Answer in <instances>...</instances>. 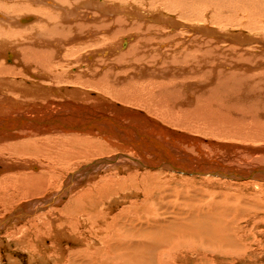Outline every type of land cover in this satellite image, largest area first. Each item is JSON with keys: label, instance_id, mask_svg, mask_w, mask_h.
Segmentation results:
<instances>
[{"label": "rangeland", "instance_id": "obj_1", "mask_svg": "<svg viewBox=\"0 0 264 264\" xmlns=\"http://www.w3.org/2000/svg\"><path fill=\"white\" fill-rule=\"evenodd\" d=\"M6 1L7 2L4 1V4L7 5L8 8H6L5 10H7L10 15H15L14 14L15 10L23 8V6L25 4V3H22L21 0H6ZM75 1L76 0H73V2H75ZM187 1L192 2L194 0H192V1L191 0H186V1L185 0H98V2H97V0H95L96 3L93 4L94 6H89L88 4H86V5L84 4V6H80L79 5L80 2L76 1V5H77V7H79V11H78L79 14L77 17L78 19L80 18V15L82 14V12H84V10H87L89 13H91L92 16L97 17L96 20H93V22H91V25H93V26H90L91 29L81 28L78 31V33L80 35L81 34L82 35L88 34L89 36L90 35L92 36L91 41L94 39V40H96L95 43L98 41H102V42H106L108 44H109V42L113 43L117 39H121L122 36H123L122 37L123 41L126 40L128 37L129 38L127 40H131L132 38H134V39H132V41H129V43H130L129 46H130V48H132L135 45L136 48L134 50H136V51H134V54L132 53V55L129 56L126 60L121 59L119 57L122 50H121L120 54L115 52L117 54H114L113 55L114 57L110 58L109 60L105 59V61L107 63L105 62L106 65H104V67H102V65H101V67L98 66V61L103 59V58H99V57H95L94 62L90 63L91 65H89L88 63H83L85 61L81 62L79 59L77 60V57H76V58H69L67 60L65 59L68 64L62 63L63 67L60 66L59 69H57L58 67H56L55 65H53V66L55 67L56 71L60 74V76L63 78V80L64 79L66 80L68 78L70 79V77H72L71 74L74 76L79 71H80L79 74L83 73V72H87L89 74H95L96 73L95 78L102 76L104 78L103 81H105L104 83L107 85L103 84L102 87L99 88V91H103V90L104 91L103 92L98 91V95H100L99 93H101V96L108 99L109 102L111 103V99L115 98V97H113V98L110 97L113 94V95H115V96H117L123 100L122 101L121 99L115 98V99H117L116 102H118V101H119V103L123 102L122 105H125L126 108H128L132 111H135V112L139 111L140 113H144L147 116V118H150L152 121H154L155 123H157L160 126L162 125L165 128H171V131L174 133L180 132V133H185L186 135L190 136V137H187V139H190V140H188V142L189 141L190 142H189V145L185 144L186 149L187 150H194V152H195L196 148L200 147L201 149L207 150V151H204V150L203 151H204V153H206L205 159L208 162L211 161V162L215 163V161H218L219 163H217V164H222L226 167H227V165L231 166V164H232L233 167L235 165L234 168L237 167L236 170H238L239 167L243 170H245L246 168L255 169L256 166H257V168H259L260 166L264 168V163H262V162H264V152L260 151V148H264V108H263L264 107V88H263L264 87V66H262V65H264V55H263L264 54V39H263L264 36H262V35H264V26H261V25H264V22H263L264 19H261L259 17L260 15H262L261 17L264 18V12H263L264 9L262 7V6H264V0H252V1L251 0H241V2L245 1L248 3H250V1H251V3L249 5H246V3H245L244 4L245 6H243L244 8L241 7L242 9L239 7L242 5L237 0H235L236 3H234V2L231 3V0H220L221 4H223V5L219 4L218 6H223V8L218 7V9H217V7H216L217 5L215 3H213L215 5L208 4L206 0H195L194 3L188 2V4H187ZM8 2H11V3H8ZM82 2L84 3V1H82ZM203 2H205V3H203ZM105 3L119 4L122 7L124 6L129 13H132L133 15H135V17L132 19L134 21V23L132 20H129L130 17L126 18L128 21L126 20V22H123V23H122V21L123 20L125 21V19H121L120 21L116 20L117 22L115 21V19L112 20V18H115L116 16H113L111 14H104L103 12H101V10L99 11L101 5H103ZM242 3H244V2H242ZM252 3H254V4H252ZM235 5H237V7L241 10L236 9V11H235L234 7L237 8ZM255 5L257 8H255ZM224 6H228V7H224ZM248 7H249V9H248ZM96 8H98V9H96ZM157 8H159V9H157ZM246 8L251 12V14H250L251 16L249 15L250 12ZM259 8H261L262 10L260 11ZM2 10L3 9H1V11ZM129 10H131V12ZM243 10H245L248 13H246L245 11L243 12ZM255 10H257V11H255ZM11 11H13V12H11ZM118 11L120 12L119 15L127 14L125 11H120V10H118ZM163 13H165L167 16L164 17L162 24L170 23V25L169 26L163 25L165 28L162 27L163 30H161V33H162L161 34L159 31V29H161V27H159V28L154 27L155 28L154 29L152 27L153 25H150V24H158L159 21L161 20V19H158V17H160L161 14H163ZM256 13H257V15H256ZM138 14L139 15L141 14V16H138ZM154 14H156V15H154ZM258 14H259V16H258ZM144 15L147 19L148 18L149 19L148 20L143 19ZM54 16H55V19H59L58 15H54ZM102 16H103V19H102ZM108 16H110V17H108ZM252 16H254V18ZM104 17H107V18L104 20ZM151 17H152V19H151ZM256 17L259 19H257ZM77 18L72 17V19H70V20L73 21V23H75L78 20ZM38 19H35V20H38ZM248 19L252 20V21H248ZM97 20L99 22H97ZM138 20H140V21L145 20V22L147 21L148 23L146 22V24H145L142 21L140 23V21H138ZM103 21H105V22H103ZM130 21H132L131 23H133V24H131ZM137 21L139 23H137ZM157 21H158V23H157ZM165 22H167V23H165ZM254 22H256V25L254 24ZM76 23L78 24V22H76ZM135 23H137L138 26H135L136 25ZM257 23H259L261 25L258 26ZM201 24H202V26H201ZM142 26H143V29L145 28L144 29L145 31L142 30ZM190 27L194 28V29L191 30ZM197 27L198 28L200 27L201 29H199V31H198ZM147 28H149V29H147ZM211 28H212V30H211ZM218 28H219V31H218ZM251 28H253L255 30H252ZM258 28H260V29H258ZM152 29H154V30H152ZM202 29H203V32H202V34H200ZM100 30H102V31H100ZM106 30H107V32L104 33V31H106ZM137 30H139V31H137ZM155 30H157V31H155ZM174 30H176V31H174ZM258 30H260V31H258ZM148 31H149V33H148ZM188 31H190V32H188ZM249 31H250V33H249ZM82 32H84V33H82ZM89 32H91V33L89 34ZM143 32H145L146 34ZM171 32H173V34H170ZM209 32H210V34H209ZM215 32L219 36H221V35L222 36L219 38V36L216 35ZM151 33L153 35L154 34L155 35L153 36ZM196 33H198V34L196 35ZM224 33H226V34H224ZM227 34L229 36H227ZM233 34H235V35H233ZM240 34L241 35L243 34L242 37L240 36ZM70 35H72V34H70ZM156 35H158V36H156ZM176 35L178 37L180 36L179 39ZM207 35H209V36L211 35L213 37L208 38L209 36H207ZM214 35H216V37L218 39L216 37H215V39H217L218 41L215 39H211V38H214ZM142 36H144V38L140 39V37H142ZM232 36H235V37L231 38ZM246 36L248 38H246ZM86 37L88 38V36L85 35L84 37H82L80 39H83ZM198 37H200V38L198 39ZM225 37H227V38H225ZM155 38H157V39H155ZM202 38H204L205 41ZM229 38L235 39L236 43L235 42L231 43L232 40H230ZM241 38L243 39L242 43H241V40H242ZM159 39H161V40H159ZM182 39H184L185 41ZM150 40H151V42H150ZM167 40H169V44H168ZM170 40H172V41H170ZM191 40H193V41L191 42ZM219 40L222 42H220L218 44ZM244 40H245V42H244ZM253 40H255L256 42H254ZM199 41H201L202 43L200 42L201 43L200 44ZM214 41H216V42H214ZM78 42H80V41H78ZM83 42H85V41H83ZM121 42H122V40H121ZM170 42H174V43L170 44ZM184 42H185V45H184L185 47L183 46ZM187 42L189 44L188 46H187ZM95 43L92 46L93 49H97V47H98L95 45ZM162 43H164V44H162ZM207 43H209L210 45ZM243 43H245V44L243 45ZM155 44H157V46L164 45L165 47L162 46L163 48H160V46L157 47ZM235 44H238V45H235ZM201 45L207 47L208 49L201 46ZM241 45H243V46H241ZM255 45H257V46H255ZM145 46H147V48ZM148 46H150V47H148ZM166 46H168V47H166ZM217 46H219V47H217ZM239 46L241 48H239ZM259 46H261V47H259ZM174 47H175V49H180V47L182 49L175 50ZM168 48H171V49H169L168 52H173V50H174V53H172V54L168 53L166 51V50H168ZM200 48H202L203 50ZM159 49H161V50H159ZM209 49H212V51L214 53H215L214 50H216V53L214 54ZM218 49H220V50H218ZM207 50H209L208 54L206 53ZM236 50H237V52H236ZM254 50L256 53H254ZM138 52H140V53H138ZM145 52H147V53L144 54ZM151 52H152V54H149ZM200 52H202V53L200 54ZM219 52L221 54H218ZM160 53L162 55H164L165 57H163ZM212 53L214 55H211ZM257 53H259V55H257ZM205 54H207V55H205ZM260 54L263 56H261ZM133 55L136 58H134ZM200 55H202L200 58L203 61L200 60V58H198ZM250 56H252V57H250ZM260 56L262 58H260ZM131 57H133V58H131ZM166 57H169V61H167L168 58H167V60L165 59ZM170 57H171V59H170ZM205 57H207V59H205ZM155 58H158V59H155ZM160 58H163V60L162 59L160 60ZM176 58H178L180 60H181V58H183L184 60L180 61ZM222 58H223V60H222ZM253 58H255V59H253ZM209 59H211V60H209ZM164 60L166 61V63ZM160 61H162V62H160ZM204 61H205V63H204ZM208 61H210V62H208ZM214 61H215V63H214ZM217 61H219V62H217ZM131 62H132V64H131ZM147 62H150V63H147ZM159 62H160V64H158ZM170 62L173 63V65L175 64L174 67L172 66V64ZM178 62H179V64H178ZM206 62H208V64H206ZM221 62H223V63L221 64ZM233 62H237V63H233ZM199 63L204 64L205 66H210L213 69L210 68L211 69L210 70L209 67H207V68L204 67L205 70H203L204 69V68L202 69L203 65L201 67V65ZM72 64H74V65H72ZM101 64H102V62H101ZM162 64H163V66H162ZM213 64H215V65H213ZM219 64L221 65L220 69H218ZM64 65H67V66H64ZM114 65L116 66V69H115ZM240 65L241 66L243 65V66L239 67ZM91 66H93V68H91ZM237 66H238V68H237ZM246 66H248V67H246ZM222 67H223V69H222ZM226 67H229V68H226ZM255 67L260 69V70H256ZM81 68H83V70ZM97 68H99V69H97ZM137 68H139V69H137ZM140 68H142L143 70H141ZM154 68H155V70H154ZM185 68H187V69H185ZM199 68L202 70H200ZM214 68H216L217 70H215ZM101 69L102 70L104 69V70L102 71ZM156 69L157 70L158 69H167L165 71H167L168 73L169 72L171 73V71H172L173 74L171 73V75H165L163 72L162 73L160 72L158 75ZM168 69H170V70L168 71ZM206 69H208V71ZM71 70H73V71H71ZM139 70H141L143 73ZM214 70L220 74L222 72V74L224 76H222V77L218 76L219 77L218 79L214 78V80H215V86L213 87L214 89L213 88L210 89V92L206 94L205 98H203V96L201 95L202 94L201 92H199V94L197 93V96L199 95L202 97L203 102H202L201 98L199 97V99L198 98L196 99L197 101L192 99V101H188V103L186 104L185 102L181 101V98L178 99L176 97L175 98L176 100L170 99L168 101V99H166V98H168L167 95L166 96L159 95L160 91H158V90L161 89V88H159L160 85H164L165 82L168 85H170V83H168V82H171V83L175 82L176 80H174V78H173L174 75H177V77H179V75H180V77H181L182 74H185V77H186L189 74V76L191 75L193 78H196V75L199 72L204 71L203 74H208L210 72L213 73ZM93 71L94 72L97 71V72L94 73ZM154 71H155V73H154ZM224 71H226V72H224ZM254 71H256V72H254ZM68 72L71 74H69ZM72 72H74V73H72ZM91 72H93V73H91ZM99 72H101V74ZM128 72H130V73H128ZM181 72H184V73H181ZM178 73H179V75H178ZM122 74H123V76H121ZM149 74H150V76L147 77L146 75H149ZM163 74H164V76H162ZM237 74H239V75H237ZM142 76H146V77H144L146 79H144ZM182 76H184V75H182ZM225 76L228 77V79L224 78ZM237 76H238V78H237ZM239 76H242L247 80L248 84H247L246 88H245V85L243 83L240 84V82H241L240 79L242 77H239ZM18 77H20V76H14V80H19L20 78H22V76L20 78H18ZM116 77H117V79H115ZM161 78H162V80H160ZM260 78H261V80H260ZM74 79H75V76H74ZM78 79H81V78H78ZM119 79H121V81ZM122 79H124V83L126 85L123 83ZM142 79H144V80H142ZM115 80L120 81L121 83L117 85ZM131 80L132 81L134 80L132 82V84H131ZM228 80H229V82H228ZM230 81H232V82H230ZM128 82H130V83H128ZM238 82H239V84H238ZM135 83H137V84H135ZM229 83H231V84H229ZM8 84H13V83L11 81H8ZM115 84H116V86H115ZM130 84L132 86H130ZM155 84L158 87H156ZM227 84H229V87ZM236 85H239V86L236 87ZM119 86H120V88H119ZM126 86H127V88H126ZM138 86H140L139 89H138ZM149 86H151V87H149ZM218 86H222V88L217 89L216 87H218ZM112 87H114V88H112ZM231 87H235L237 89V94H238L237 97H234L232 99L233 101H231V99H228L227 101H223V100H220L216 96L215 93H217V91H223V90H225V88H227L226 91L228 93L229 92L228 88H231ZM253 88H256V89H253ZM94 89H97V88L95 87ZM94 89H92V91ZM245 89H246V91H251L252 94H254V93L255 94L254 95H247V94L242 95V93L245 91ZM248 89H251V90H248ZM259 89H262V90L260 91ZM253 90H254V92H253ZM114 91H116V92H114ZM136 91H138V92L136 93ZM143 91L146 94V96H145V94H143ZM10 92L11 91L9 90V94L15 96V94L10 93ZM108 92H109V94H108ZM126 92H128L129 95ZM261 92H263V93H261ZM93 93L95 95L97 94V92H95V91ZM102 94H104V95H102ZM106 94H108L109 96L108 95L105 96ZM139 94H141V95H139ZM94 96H91V98H94ZM140 96H142V97H140ZM91 98H88V99H90L89 102H86V100L88 101V99L83 100L82 105H84V106L86 105L87 107L89 104L92 105L94 102H92ZM241 99H242V102H239V101H241ZM102 100H104V99H102ZM163 100H164L165 104L163 103ZM165 100H167V101H165ZM178 101H180V102H178ZM247 101H249V104H247L248 103ZM56 102L58 104L60 103V105L63 107H69L72 104H73L72 106H75L74 104H76L74 102H69L68 105L67 104L65 105L64 101H61V100H56ZM169 102H172V103L168 104ZM251 102H252V104H251ZM65 103H68V102H65ZM176 103H177V105H176ZM195 103H197V104H195ZM46 104H48V103H45L44 106ZM198 104H199V106H198ZM46 107H47V105L45 106V108ZM78 107H80V106H78ZM87 107H86V109H88ZM142 107H144V108H142ZM259 109H261V110H259ZM66 110H65L66 113H71V111H72L69 109H66ZM130 110H127V111L130 112ZM249 110H253L254 112L250 113L252 111H249ZM237 114H238V116H236ZM110 115H111V117L114 116L112 118L113 122L119 121V122L125 123L127 125H130V124L134 125L138 121L134 117L131 118L125 114L122 115L123 117L120 116L121 114L120 115L118 114L119 116L117 114H110ZM115 116H118V117L115 118ZM46 117H48V116H46ZM132 120H134V121H132ZM37 124H39V123L37 122ZM167 125H169V126H167ZM54 126L55 125L51 124L50 122L42 121L39 125L36 126V127L42 129L40 131L38 130L36 132V131H33V129H30L29 131H26V132L23 129L19 131V133L31 132V136H28L27 138L26 137L25 138L24 137H15L12 135H10V136H12L14 138H9V136L2 138V136H1L0 137V147L1 148L9 147V149L11 151L17 150V149H24V148L26 149L27 148L26 146L20 147L21 146L20 144L24 141L28 142L29 145L32 143L33 144L37 143V145H39L38 142H40V141H38V140H40V138H42V139L46 138L45 140H48L47 139L48 137H53L55 135H58L59 133H60V136H62V133L60 132V130H56L55 129L56 126L55 127ZM146 130L147 129H145V133L152 136V138H155L158 140H164L163 137H161L157 133L155 134L154 132H151V130H147V131ZM52 132H53V134H52ZM65 132H67V131H65ZM148 132H151V133H148ZM73 134L74 133H66L65 136H69V135H73ZM78 134L79 133H75L74 135H78ZM5 135H7V134H5ZM36 135H38L40 138L37 137ZM78 139H80V138H78ZM98 139H100V140L96 139L97 141L95 142L94 145H90V146L78 145V146H75L74 149H72L70 152H67L66 154L65 153L63 154V152L60 151L59 154L62 153V155L57 154L58 160L54 159L53 160L54 163L50 164L51 166H54L57 168V170L54 172H58V173L57 174L54 173V176H56V177H54V176L52 177L51 175H49L51 180H49L48 179L49 176H47L48 178H47L46 182H48V183H46L45 188L48 187V185L50 183L49 181H51V184H52V182H54V180H56L55 183L58 185H59V182L61 181L60 186H63L64 185L63 182L66 181L67 179H69L68 182L70 183L69 189H67V190L64 189V190H66L64 192L67 195V196H65L66 199H64L62 201L60 200L61 202L58 203L59 206L57 209L59 210V212L58 211H57V213L49 212V214H48L49 218H51V219L53 218V221L55 224L58 225L61 223V221H63V220H61V218H62L61 215L64 216L65 219L68 218V216L71 217V215H74L73 212H71L72 214L69 213L70 210L68 209V206H69V203L71 204L72 198L75 197L74 198L75 200H72L73 204L77 201V199H78L77 195H79L80 192L85 193L89 190V192L93 195L89 194L88 197H90V198L94 197L96 200V197H98L97 196L98 195L97 189H98L103 193L104 199L107 198L104 201L98 200L99 205H98L97 211L98 212L101 210L105 211V212H99V214H102V216L100 215V217H99L100 219L99 218H92V220H90L91 218H90L89 214L94 213V210L89 211L88 212L89 214L88 213L84 214V211L82 209L77 212L76 211V208L78 207V204H77L73 208L77 220H75L74 221L75 224L73 222L72 225H74L76 228H78V229H76V232H75L77 235L78 242H73V243L72 242L71 243L62 242L61 245L58 242L56 244L57 246L60 245L62 247H64V246L69 247V248H71L70 250H72L73 252H75V254H77L85 248L88 249L86 245L91 244V242L96 245L98 239L105 238L107 240V239H110V236L112 234H115L116 236L114 235L113 238L116 240H122L123 242H117V241L113 242L112 239H110L112 242V248L114 250L108 251V253H110L111 255H116V251H117V249H119L120 250L119 252L122 253V257H124V258L121 261L115 260L113 263H110V264H119V263L120 264H264V183L255 182L254 180H252L253 182L251 180H239V181H241V182H239L238 180L237 181L236 180L235 181L234 180H228L227 181V179L226 180L214 179V178L211 179L210 177H202L198 174H196V175H193V174L183 175V174H179V173L176 174L175 172H172V171H169L166 169L163 170V168H160V170L156 169L153 171L147 170V169H138V163H135V162H134L135 167H132V168H129L127 165H124V164L117 165L118 162H116V163L113 162L114 164L110 165V164H108V162H109L108 159H111L112 156L127 155V156L138 157V153L136 152L135 148L131 145L127 146V144H125V146L123 145V148H118V147L114 146V144L116 145V142L115 143L112 142L113 144H111V142H109L108 140H104V139L101 140L100 137H98ZM1 140H3V141H1ZM195 140H197V143L195 142ZM209 140H211V142ZM198 142H199V144H198ZM200 142H202L203 144ZM191 144L193 147L190 146ZM212 144H214V145H212ZM221 144H222V146H221ZM188 146H190V147H188ZM212 146H214V147H212ZM215 147H216V149H215ZM239 147H243V148L240 149ZM244 147H254L255 149L247 151ZM208 148H209V150H208ZM219 148H221V149L219 150ZM225 148H226L227 152H226ZM233 148H235V149H233ZM32 149L35 152H39L35 148H32ZM229 150H231V151H229ZM208 152L210 154H208ZM213 152L217 157L213 154ZM7 153H8V151L6 152V154H4V153L3 154L8 159V161H9L8 163L13 164V162H15L18 164L21 161L15 155H12V154L7 155ZM218 153L220 155H217ZM223 153H225L226 155ZM261 153H263V154H261ZM209 155L214 159H210ZM213 155L215 157H213ZM233 155H235L236 157H234ZM1 156H2V153H0V158H1ZM36 156L37 157H34V158H37L38 161L41 162V164L43 163L42 167L44 165L45 166L48 165L49 164L48 161H52V160H48V161L44 160L42 154H40V153H36ZM225 156H227V157H225ZM20 159H22V158H20ZM102 159H105V160L102 162L101 161ZM27 160H29V159H27ZM21 162L24 163L25 161H21ZM211 162H209V163H211ZM255 162H257V163L253 166V163H255ZM3 164H7V163L2 161L0 163V166ZM32 164H34V163H31V165ZM106 164H108V165H106ZM141 164H143V163H141ZM45 166H44V169L51 172L49 167L46 166L47 168H45ZM87 166H89V167H87ZM85 167H87V168L84 169ZM106 168H108V170ZM44 169L40 168L39 172L45 171ZM80 169H82L83 171ZM34 171H38V170H34ZM89 171H91V172L88 173ZM171 173H173V174H171ZM18 174H21V175L18 176ZM31 174H34L31 172V170H25V169H22L21 167H18V166H15V169H12V170H11V168H9L7 170H3V167H0V179L2 180V181L0 180V193H1L0 194V225H1L0 226V264H31L33 259L37 258V257L38 258H37L35 264H41V263L42 264H55L53 261H50V263H48L46 258H44V261L39 260V258L41 255H45L44 257L49 256V258H48V260H49V259H51V255L54 256V255H57L58 252H60L59 249H61V248L52 247V243L55 241L54 238H52L53 241L52 240L48 241L47 247H42V244L37 242L36 240L33 241L34 238H32V240H31L30 237H28V235H27V231H29L32 234L34 233L33 229L30 230L31 221L28 223V225L24 224V222H26V221H23L21 223L19 221V218L24 217L20 213L21 209L23 207H24L25 211L31 212V210H33V209H31V207H29V209H27L29 204H31V206L36 205V203H34V202L30 203V201L37 200V199H34L33 198L34 195H29L30 193L28 194V192L29 191L32 192L33 190L35 191V188L37 187V185L35 186V184H30V185L34 186V189H33V187L31 188L29 183L28 184L24 183V185H12V186H8V187L3 188V186H4L3 180L4 179H2V178H5L6 176H13V178L15 180L17 176L19 179H21V178L25 177L26 175H31ZM72 175H73V178H72ZM69 176H71V178ZM55 178H57V179H55ZM245 181H247V182H245ZM24 182H26V181H24ZM148 185H149V187H148ZM56 188L58 189V191L61 190V187L60 188L56 187ZM56 188L53 186V187L47 188L48 189L47 191L46 190L39 191L40 193H43V194H40L38 197L41 198L40 200L45 201L46 199H50L51 196H53V195L59 196V194L56 193L57 192ZM63 188H62V190H63ZM74 188H77V189H74ZM51 189H53V190H51ZM84 190H85V192H84ZM85 200H88V199L85 198ZM147 200H150L151 202H153L154 200H159V202H161V203L163 202L162 205L163 204L164 205L162 207H165V208H162V212H161L162 214L155 212V211L148 212V210H146L147 209L146 206L148 204ZM186 200L189 201V203H188L189 206H191L192 205L191 203H193L194 206L200 205V206L207 207L206 206L207 202L213 203V201H214V203H216V204L218 203L219 205L216 207L214 206L215 208H213L211 211H208L207 209H205L204 212H208L209 214L202 212L205 214V216L203 215V218H204L203 219L198 214H196L197 213L196 207L195 208L190 207L191 211H190V209H189V211H187L188 208L183 206V202H185ZM128 201H129V203H128ZM168 202H169V204H168ZM27 203H29V204H27ZM131 203H134V204L138 203V216H137L138 220H137V222H135L136 217L132 213L133 208L130 206ZM141 203L144 205H141ZM100 205H102V206L99 207ZM166 205H168V206H166ZM42 206L45 207V205L42 204V202H38V205H36V207H38V208H40V207L42 208ZM105 207H107V208H105ZM129 207H131V209ZM99 208H101V209H99ZM107 209H109V210H107ZM179 209L181 210L180 212H182V213L187 211V212H193V214H196V215H194V217L191 220L195 221L197 223H204L205 222L208 224L210 223L212 225L213 222H217L218 220H220L222 226H225V227H222L223 231L218 232V233H213L210 229L199 231V233L196 235V238H198L197 242L199 244L201 243V240H200L201 237L207 236L206 242L204 241V244H202V245L194 246L190 243H185V244H183L182 247L175 248L170 244L171 241H179V240H181L183 242L190 241L188 238H182L184 235H187L191 239L193 238V236L191 234H189L185 230L180 229V228H183L182 227V226H184L183 224L178 229V227L174 226L176 223L175 224L172 223L174 219H177V220L181 219L183 221V223H186V222L189 223V221H190L189 217L187 216V219H185V221H184L183 217H181L179 215ZM68 210H69V212H68ZM65 212H66V215H65ZM78 213H81V215ZM82 213H83V215H82ZM134 213H136V212H134ZM33 214H34V212L32 213V215ZM40 214L45 215V212H42V213L38 212L35 215L38 216ZM51 214L53 216H50ZM171 214H173V215H171ZM72 218L74 219V217H72ZM32 219H34V218H32ZM58 219H59L60 223H59ZM102 219L105 220L106 222L103 221ZM81 220H83V221L87 220V221L83 222ZM213 220H215V221H213ZM77 221L79 222V224ZM90 221H92V222H90ZM93 221H95V222H93ZM98 222L100 224H98ZM103 222H105L106 224ZM110 222L113 223L112 229H109ZM92 223L93 224L95 223V224L93 225ZM96 224H97V227H96ZM84 225L85 226L87 225V227L83 228ZM88 225L91 227H89ZM94 226H95V228H94ZM119 226L121 227V231H118L120 229ZM187 226H189V225H187ZM102 227H103V229H102ZM57 228L58 229L59 228L60 229L66 228L64 230V232H67V231L69 232V230H71L67 226L57 227ZM131 228L132 229L135 228V229L132 230ZM85 229H88L89 231L85 230ZM22 230L24 232L25 231L26 232L24 233ZM128 230L129 231L131 230L130 231L131 233ZM96 231H98V232H96ZM85 232L90 233V234H86ZM82 233H84V234H82ZM119 233H121V235ZM122 234H124V235H122ZM166 234H167V237H166ZM68 235L71 236L72 234L69 232ZM22 236H24V237H22ZM73 236L76 237L75 234H73ZM224 237H225V239L229 238L228 243L227 242L221 243V241H222L221 239ZM167 238H169L170 241H168V242L165 241V239H167ZM26 239H27V241H25ZM118 244H119V247L117 246ZM137 244H138V246H137ZM123 245H126V246H123ZM99 246L101 247V244L96 247L97 250H98ZM49 247H51L52 250L48 249ZM32 248H34V250L39 252L38 255L36 254V257H35V253L34 254L31 253V252H33ZM107 250L108 249H106V251ZM66 252L67 253H64L63 257H60L59 260L61 262L65 261L67 259L68 251H66ZM110 254H109V256H110ZM32 257H33V259H32ZM61 258H64L65 260H61ZM116 262H118V263H116ZM56 264H58V262H56ZM108 264H109V262H108Z\"/></svg>", "mask_w": 264, "mask_h": 264}, {"label": "bare ground", "instance_id": "obj_2", "mask_svg": "<svg viewBox=\"0 0 264 264\" xmlns=\"http://www.w3.org/2000/svg\"><path fill=\"white\" fill-rule=\"evenodd\" d=\"M4 1L7 2L6 0H0V137L2 136L3 137H8L9 138H14L12 136H15V137H28V136H31V132L29 133H19L20 130H24L25 132L26 131H29L30 129H33V131H40L42 130L41 128H38L36 127L37 125H39L42 121L44 122H50L51 124L55 125V129L56 130H60V132L62 133V136H60V133L58 135H55L53 137H48L47 139L48 140H45V139H42L40 138L38 135H36L37 137L40 138V142L39 145H37V143H32L29 145L28 142L24 141L22 142L19 146L20 147H27L26 149H17V150H13L11 151L9 149V147H4V148H1L0 147V153H2V156L0 158V163L2 161L6 162L7 164H3L1 165L0 167H3V170H7L9 168L12 169H15V166H18V167H21L22 169H25V170H31L32 173L34 174H31V175H26L25 177L19 179L18 176L21 175V174H18V176L16 177V179L14 180L13 176H6L5 178H2L4 179L3 180V183H4V187H8V186H12V185H24L25 184H35V186L37 185V187L35 188V191L33 190L32 192L29 191L28 194L29 195H34V199H39L38 201L37 200H33V201H30V203H36V205H38V202H42V204L45 205V207L42 206V208H38L36 207V205L34 206H31V204H29V206L27 207V209H29V207H31V212H27L24 210V207L21 209V214L24 216L22 218H19V221L20 223L23 222V221H26L24 222V224H27L31 221L30 223V230H34V233H30L29 231H27V235L28 237H30V239L33 241H37L39 243L42 244V247H47L48 246V241L49 240H52V238H54V242L52 243V247H58V248H61L59 249L60 252H58L57 255H54L52 256L51 255V259L48 260L49 256L47 257H44L45 255H41L39 260H43L44 261V258H46L47 262L50 263V261H53L55 264L56 262H58V264H109L110 263H113L115 260H118V261H121L124 257H122V253H120L119 249H117L116 251V255H111L110 253H108V251H112L114 250L112 248V242L110 239H112L113 242L117 241V242H123L122 240H116L114 239V235L115 234H112L110 236V239H98L97 241V244L95 245L94 243H92L91 241V244L89 245H86L88 249H83L82 251H80L79 253L75 254V252H73L72 250H70L71 248L69 247H62L60 246L62 242H68V243H73V242H78V239H77V235H76V228L74 225H72V223L77 220L76 216H75V212H74V207L78 204V207L76 208V211H80L81 209L84 211V214H87L89 211L91 210H94V213H88L90 215V220H92V218H99L100 215L102 216V214H99V212H105V211H97V208H98V200H102L104 201V197H103V193L97 189V196L96 197V200L95 198H90L88 197L89 194H91L89 192V190L87 192H80L79 195H77L76 197L78 198L77 201L73 204L72 203V200H75L74 198L71 199V204L69 203V206H68V212L71 213L73 212L74 215H71V217L68 216V218H64V216L61 215V223L59 221L60 224H55L54 221H53V218H49L48 217V214L49 212H52V213H57V211L59 212V210L57 209L58 208V203L61 202L62 200L66 199L65 196H67L64 192L69 189V186H70V183L68 182L69 179H67L66 181L63 182V186H60V182H59V185L56 184V180H54V182H52L51 184V178L49 175H51L52 177L54 176V173H58V172H54L57 170L56 167L54 166H51L50 164L54 163L53 160L54 159H57L58 160V157H57V154H59V152H63V154L67 153V152H70L72 149H74L75 146H78V145H83V146H90V145H94L95 142L97 140H100L98 139V137L101 138V140H108L109 142H111V144L115 143L116 142V145L114 144L115 147H118V148H123V145L125 146V144L128 145H131L135 148L136 152L138 153V157H134V156H127V155H117V156H112L111 159H108L109 162L108 164L110 165H113L114 163L118 162L117 165H120V164H124V165H127L129 168H132V167H135L134 166V162L135 163H138V169H147V170H160V168H163V170H169V171H172V172H175L176 174H183V175H187V174H193V175H200L202 177H210L211 179L214 178V179H224L227 181L228 180H232L233 177L237 178V179H244L245 177H247V179H249V177H252L253 180L255 182H260V183H264V168L263 167H259L255 169H252V168H246L245 170L241 169L240 167L237 169L234 168L231 164V166L227 165L224 166L222 164H217L219 163L218 161H215V163L211 162L209 163L205 158V154L204 151H207V150H204V149H201L200 147H197L195 152L194 150H187L186 147H185V144H188L189 145V142L188 140L190 139H187V137H190L188 135H186L185 133H180V132H172L171 131V128H165L163 127L162 125H158L157 123H155L154 121H152L150 118H147V116L144 114V113H140L139 111L138 112H135V111H132L128 108L125 107V105H122V103H119L116 102L117 99H121L115 95L112 94V96L110 97H115L113 99H111V103L109 102L108 99L104 98L103 96H101V93H99L100 95H98V91H99V88L102 87L103 84H105L103 81L104 78L102 76H99L97 78H95V72L97 71H93L95 74H89L87 72H83V73H76L74 76H75V79H74V76L71 74L72 77H70V79H64L60 76V74L56 71L55 67L53 65H55L56 67H58L57 69H59V67H63L62 66V63L63 64H68L66 62L67 59L69 58H76L77 57V60L79 59L81 62L83 63H88L89 65H91L90 63H93L94 62V59L95 57H99V58H103L101 59L100 61H98V66L101 67H104V65H106V61L105 59L109 60L110 58L114 57L113 55L114 54H117L121 52V54L119 55V57L121 59H124L126 60L129 56L132 55V53L134 54V50L136 48V46L134 45V47L130 48L129 46V41H132V38L131 40H124L123 41V36L121 37V39H117L115 42L113 43H106V42H102V41H98L95 43L96 40H92L91 41V38L92 36L88 35V34H85L88 36V38H83V39H80L82 37H84L85 35H80L78 33V31L81 29V28H88V29H91L90 26H93L91 25V22H93V20H96L97 17H94L91 15V13H89L87 10H84V12H82V14L80 15V18L78 19V11H79V7H77L76 5V1L77 2H80L79 5L80 6H84V4H88L89 6H94L93 4H95V0H76L75 2H73V0H21L22 3H25L23 8H20V9H17L15 10L14 14L15 15H10L8 13L7 10H5L6 8H8L7 5L4 4ZM84 1V3L82 2ZM186 1V0H185ZM192 1V0H191ZM195 1V0H194ZM194 1L190 2V1H187V4L188 2L190 3H194ZM208 4H213L215 3L217 6V9L218 7L220 8H223V6H218L219 4H221L220 0H206ZM238 2H240V4L242 6H238L241 8H244L243 6H245L244 4L246 3V5H249L251 3H248V2H245V1H242L244 3L241 2V0H237ZM98 2V0H97ZM235 2V0H231V3ZM237 2V3H238ZM8 3H11V2H8ZM13 3V2H12ZM170 3V2H169ZM205 3V2H203ZM223 3V2H222ZM233 3V4H234ZM19 4V3H18ZM182 4V3H181ZM213 4V5H215ZM254 4V3H252ZM223 5V4H221ZM237 5H235L237 7ZM184 6V5H183ZM233 6V5H232ZM134 7V6H133ZM191 7V6H190ZM224 7H228V6H224ZM247 7V6H246ZM253 7V6H252ZM263 9H264V6H262ZM14 8V7H13ZM86 8V7H85ZM219 8V9H220ZM233 8V7H232ZM241 8V9H242ZM251 8V7H250ZM255 8L256 5H255ZM1 9H3L1 11ZM84 9V8H83ZM98 9V8H96ZM137 9V8H136ZM159 9V8H157ZM215 9V8H214ZM225 9V8H224ZM236 9L238 10L239 8H235L234 7V10L236 11ZM239 9V10H241ZM247 9V8H246ZM249 9V7H248ZM247 9V10H248ZM260 11L262 10L261 8H259ZM89 10V9H88ZM101 10V12H103L104 14H111L113 16H116L115 18H112L118 21H120L121 19H125V21L123 20V22H126V18L130 17L129 20H132L135 15H133L132 13H129L127 11V9L119 4H109V3H105L103 5H101L99 11ZM125 11L127 14L125 15H119V11ZM222 10V9H221ZM228 10V9H227ZM7 11V12H6ZM96 11V10H95ZM131 12V10H129ZM138 11V10H137ZM172 11V10H171ZM225 11V10H224ZM245 10H243L244 12ZM249 11V10H248ZM257 11V10H255ZM13 12V11H11ZM92 12V11H91ZM135 12V11H134ZM133 12V13H134ZM139 12V11H138ZM141 12V11H140ZM159 12V11H158ZM173 12V11H172ZM217 12V11H216ZM246 12V11H245ZM250 12V11H249ZM264 12V11H263ZM248 13V12H246ZM254 13V12H253ZM261 13V12H260ZM143 14V13H142ZM236 14V13H235ZM251 14V12L249 13V15ZM54 15H58L59 19H55V16ZM95 15V14H94ZM156 15V14H154ZM247 15V14H246ZM257 15V13H256ZM82 16V17H81ZM138 16H141V14ZM150 16V15H149ZM167 15L165 13L161 14L160 17H158V19H161L158 23V24H150V25H153L152 27H161V29H159L160 33H161V30L162 27H164L163 25L165 26H169L170 23H167V24H162L163 20H164V17H166ZM251 16V15H250ZM249 16V17H250ZM259 16V14H258ZM257 16V17H258ZM262 15H260L259 17L261 19H264L261 17ZM72 17L74 18H77L78 20L76 22H78V24L76 23H73V21H71L70 19H72ZM101 17V16H100ZM110 17V16H108ZM145 17V15H144ZM143 19H147L146 17ZM230 17V16H229ZM248 17V16H247ZM254 18V16H252ZM256 17V18H257ZM39 18V19H38ZM107 17H104V20L106 19ZM170 18V17H169ZM231 18V17H230ZM13 19V20H12ZM35 19H38V20H35ZM102 19H103V16H102ZM140 19V18H139ZM149 19V18H148ZM147 19V20H148ZM152 19V17H151ZM154 19V18H153ZM172 19V18H171ZM237 19V18H236ZM246 19V18H245ZM250 19V18H249ZM248 21H252V20H249ZM259 19V18H257ZM108 20V19H107ZM137 20V19H136ZM128 21V20H127ZM133 21V20H132ZM130 21V23L132 22ZM140 21V20H138ZM137 21V23H139ZM142 21V20H141ZM140 21V23H141ZM243 21V20H242ZM255 21V20H254ZM260 21V20H259ZM9 22V23H8ZM97 22H99L97 20ZM105 22V21H103ZM117 22V21H116ZM146 24L145 20L142 21ZM264 22V21H263ZM95 23V22H94ZM101 23V22H100ZM134 23V21H133ZM131 23V24H133ZM137 23H135L136 25L135 26H138ZM143 23V24H144ZM148 23V22H147ZM156 23V22H155ZM129 24V23H128ZM172 24V23H171ZM238 24V23H237ZM254 24L256 25V22H254ZM258 26L261 25L259 23H257ZM112 25V24H111ZM148 25V24H147ZM124 26V25H123ZM133 26V25H132ZM202 26V24H201ZM200 26V27H201ZM247 26V25H246ZM257 26V27H258ZM261 26H264V25H261ZM149 27V26H148ZM151 27V26H150ZM173 27V26H172ZM171 27V28H172ZM198 28V31L199 29L201 28ZM115 28V27H114ZM141 28V27H140ZM165 28V27H164ZM191 28V27H190ZM204 28V27H203ZM207 28V27H206ZM250 28V27H249ZM261 28V27H260ZM258 28V29H260ZM145 29V28H144ZM143 29V26H142V30ZM149 29V28H147ZM155 29V28H154ZM152 29V30H154ZM194 29V28H191V30ZM196 29V30H197ZM205 29V28H204ZM209 29V28H208ZM252 30H255L253 28H251ZM113 30V29H112ZM140 30V29H139ZM137 30V31H139ZM212 30V28H211ZM102 31V30H100ZM126 31V30H125ZM128 31V30H127ZM145 31V30H144ZM157 31V30H155ZM176 31V30H174ZM218 31H219V28H218ZM251 31V30H250ZM249 31V33H250ZM260 31V30H258ZM107 32L104 31V33ZM136 32V31H135ZM134 32V33H135ZM153 32V31H152ZM190 32V31H188ZM203 32V29L201 30V33L202 34ZM213 32V31H212ZM84 33V32H82ZM91 32H89L90 34ZM93 33V32H92ZM103 33V34H104ZM121 33V32H120ZM129 33V32H128ZM145 33V32H143ZM149 33V31H148ZM164 33V32H163ZM219 33V32H218ZM252 33V32H251ZM255 33V32H254ZM72 34V35H70ZM101 34V33H100ZM146 34V33H145ZM152 34V33H151ZM162 34V33H161ZM170 34H173V32H171ZM198 33H196L197 35ZM204 34V33H203ZM210 34V32H209ZM212 34V33H211ZM216 35H218L216 32H215ZM226 34V33H224ZM108 35V34H107ZM111 35V34H110ZM123 35V34H122ZM137 35V34H136ZM153 35V34H152ZM155 35V34H154ZM153 35V36H154ZM216 35H214V38H211V39H215ZM221 35V34H220ZM235 35V34H233ZM243 35V34H242ZM242 35L240 34V36L242 37ZM256 35V34H255ZM140 36V35H139ZM158 36V35H156ZM177 36V35H176ZM199 36V35H198ZM202 36V35H201ZM209 36V35H207ZM219 36V35H218ZM222 36V35H221ZM219 36V38L221 37ZM226 36V35H225ZM227 36H229L227 34ZM250 36V35H249ZM264 36V35H262ZM148 37V36H147ZM146 37V38H147ZM178 37V36H177ZM180 37V36H179ZM178 37V39H179ZM203 37V36H202ZM210 37H213V36H209L208 38ZM235 36H232L231 38H233ZM141 38H144V36L140 37ZM145 38V39H146ZM152 38V37H151ZM154 38V37H153ZM174 38V37H173ZM188 38V37H187ZM200 37H198L199 39ZM207 38V37H206ZM217 38V37H216ZM227 38V37H225ZM229 38L232 42H235V39H231ZM246 38H248L246 36ZM250 38V37H249ZM253 38V37H252ZM258 38V37H257ZM263 38V37H262ZM86 39V40H85ZM157 39V38H155ZM189 39V38H188ZM191 39V38H190ZM204 39V38H202ZM210 39V40H211ZM218 39V38H217ZM215 39V40H217ZM242 39V38H241ZM264 39V38H263ZM122 40V42H121ZM136 40V39H135ZM161 40V39H159ZM184 40V39H182ZM196 40V39H195ZM208 40V39H207ZM261 40V39H260ZM80 41V42H78ZM85 41V42H83ZM168 41V44H169V40ZM172 41V40H170ZM180 41V40H179ZM185 41V40H184ZM187 41V40H186ZM193 40H191L192 42ZM205 41V39H204ZM218 41V40H217ZM243 39L241 40V43H242ZM254 42H256L255 40H253ZM135 42V41H134ZM149 42V41H148ZM151 42V40H150ZM162 42V41H161ZM189 42V41H188ZM187 42V46L189 45ZM196 42V41H195ZM201 41H199L200 43ZM216 42V41H214ZM222 42L219 40L218 44ZM240 42V41H239ZM245 42V40H244ZM98 46L97 49H93L92 46L94 45ZM147 43V42H146ZM171 43H174V42H170ZM190 43V42H189ZM197 43V42H196ZM202 43V42H201ZM200 43V44H201ZM236 43V42H235ZM262 43V42H261ZM137 44V43H136ZM164 44V43H162ZM167 44V45H168ZM183 44V43H182ZM209 44V43H207ZM217 44V43H216ZM245 43H243L244 45ZM247 44V43H246ZM257 44V43H256ZM145 45V44H144ZM157 46V44H155ZM166 45V44H165ZM185 45V42L183 44V46ZM210 45V44H209ZM212 45V44H211ZM214 45V44H213ZM222 45V44H221ZM235 45H238V44H235ZM241 45V46H243ZM263 45V44H262ZM155 46V47H156ZM160 48H163L165 47L164 45H159ZM157 46V47H159ZM163 46V47H162ZM169 46V45H168ZM166 46V47H168ZM173 46V45H172ZM175 46V45H174ZM203 46V45H201ZM208 46V45H207ZM216 46V45H215ZM257 46V45H255ZM141 47V46H140ZM139 47V48H140ZM147 48V46H145ZM150 47V46H148ZM152 47V46H151ZM182 47V46H181ZM180 47V49H182ZM185 47V46H184ZM205 47V46H203ZM219 47V46H217ZM261 47V46H259ZM188 48V47H187ZM186 48V49H187ZM207 48V47H205ZM239 48H241L239 46ZM151 49V48H150ZM169 49L171 48H168V50H166L167 52L169 51ZM175 49V47H174ZM180 49H175V50H180ZM202 49V48H200ZM208 49V48H207ZM230 49V48H229ZM245 49V48H244ZM115 50V51H114ZM153 50V49H152ZM161 50V49H159ZM188 50V49H187ZM203 50V49H202ZM212 51V49H209ZM209 50L206 51V53L208 54L209 53ZM220 50V49H218ZM222 50V49H221ZM138 51V50H137ZM148 51V50H147ZM150 51V50H149ZM200 51V50H199ZM215 53H216V50H214ZM262 51V50H261ZM117 52V53H115ZM143 52V51H142ZM154 52V51H153ZM160 52V51H159ZM176 52V51H175ZM179 52V51H178ZM213 52V51H212ZM218 52V51H217ZM221 52V51H220ZM218 53V54H221V53ZM237 52V50H236ZM140 53V52H138ZM147 52H145L144 54H146ZM168 53H174V50L173 52H168ZM202 52H200L201 54ZM205 53V52H204ZM211 53V52H210ZM214 53V52H213ZM211 54V55H214V54ZM254 53L255 50H254ZM149 54H152L149 53ZM161 54V53H160ZM177 54V53H176ZM205 54V55H207ZM235 54V53H234ZM138 55V54H137ZM154 55V54H153ZM152 55V56H153ZM162 55V54H161ZM256 55V54H255ZM257 55H259V53H257ZM261 55V54H260ZM264 55V54H263ZM261 55V56H263ZM134 56V55H133ZM163 57H165L164 55H162ZM202 55H200L198 58H200ZM219 56V55H218ZM260 56V58H262ZM154 57V56H153ZM158 57V56H157ZM180 57V56H179ZM178 57V58H179ZM238 57V56H237ZM245 57V56H244ZM252 57V56H250ZM259 57V56H258ZM133 58V57H131ZM134 58H136L134 56ZM140 58V57H139ZM159 58V57H158ZM158 58H155V59H158ZM168 58V60H167ZM176 58V59H178ZM218 58V57H217ZM234 58V57H233ZM66 59V60H65ZM163 60V58H160V60ZM167 61H169V57H166L165 58ZM171 59V57H170ZM205 59H207V57H205ZM235 59V58H234ZM255 59V58H253ZM173 60V59H172ZM180 60V59H178ZM181 60H184L183 58H181ZM180 60V61H181ZM199 60V59H198ZM200 60H202L200 58ZM211 60V59H209ZM223 60V58H222ZM225 60V59H224ZM232 60V59H231ZM236 60V59H235ZM121 61V60H120ZM159 61V60H158ZM165 61V60H164ZM171 61V60H170ZM203 61V60H202ZM201 61V62H202ZM79 62V61H78ZM102 62V64H101ZM106 62V63H105ZM136 62V61H135ZM142 62V61H141ZM162 62V61H160ZM160 62L158 64H160ZM210 62V61H208ZM208 62H206V64H208ZM219 62V61H217ZM224 62V61H223ZM221 62V64L223 63ZM73 63V62H72ZM130 63V62H129ZM147 63H150V62H147ZM166 63V61H165ZM171 63V62H170ZM203 63V62H202ZM205 63V61H204ZM215 63V61H214ZM230 63V62H229ZM233 63H237V62H233ZM250 63V62H249ZM253 63V62H252ZM75 64V63H74ZM72 64V65H74ZM109 64V63H108ZM122 64V63H121ZM132 64V62H131ZM143 64V63H142ZM172 66L174 67L173 63H171ZM179 64V62H178ZM200 64V63H199ZM256 64V63H255ZM70 65V64H69ZM86 65V64H85ZM93 65V64H92ZM157 65V64H156ZM202 69L205 67H209V69L211 68L210 66H205L204 64H200ZM199 65V66H200ZM215 65V64H213ZM226 65V64H225ZM224 65V66H225ZM231 65V64H230ZM235 65V64H234ZM233 65V66H234ZM260 65V64H259ZM64 66H67V65H64ZM76 66V65H75ZM81 66V65H80ZM115 66V65H114ZM145 66V65H144ZM163 66V64H162ZM220 64L218 65V69H220ZM243 66V65H242ZM241 65L239 67H242ZM264 66V65H262ZM82 67V66H81ZM85 67V66H84ZM128 67V66H127ZM176 67V66H175ZM216 67V66H215ZM248 67V66H246ZM91 68H93V66H91ZM106 68V67H105ZM121 68V67H120ZM145 68V67H144ZM205 68L203 70H205ZM217 68V67H216ZM216 68H214L215 70H217ZM226 68H229V67H226ZM234 68V67H233ZM236 68V67H235ZM238 68V66H237ZM256 68V67H255ZM78 69V68H77ZM83 70V68H81ZM80 69V70H81ZM99 69V68H97ZM115 69H116V66H115ZM118 69V68H117ZM122 69V68H121ZM139 69V68H137ZM136 69V70H137ZM141 70H143L142 68H140ZM148 69V68H147ZM179 69V68H178ZM177 69V70H178ZM187 69V68H185ZM200 69V68H199ZM200 69V70H202ZM213 69V68H211ZM210 69V70H211ZM223 69V67H222ZM247 69V68H246ZM252 69V68H251ZM89 70V69H88ZM102 70V69H101ZM104 70V69H103ZM102 70V71H103ZM139 70V71H141ZM155 70V68H154ZM167 69H156L157 71V74L159 75V73L163 72L165 75H171V73L165 71ZM170 69H168L169 71ZM176 70V71H177ZM208 71V69H206ZM213 71V73H208V74H203V72H199L197 75H196V78H193L191 75L189 76V74L185 77V74H182L184 76L179 75V77H177V75H172L174 80H176L175 82L171 83V82H168L170 83V85L165 84L164 85H160L159 88H161L159 92V95H163V96H168V101L170 99H175L176 97L178 99L181 98V101L182 102H185L186 104L188 103V101H192L193 100H196L197 98L199 99V97L201 98L202 102H203V99L201 96H197V93L199 94V92H201L203 98H205L206 94L210 92V89H212L214 86H215V79H218L219 77L218 76H224L221 72L218 73L217 71ZM228 70V69H227ZM226 70V71H227ZM230 70V69H229ZM256 70H260L258 68H256ZM59 71V70H58ZM69 71V70H68ZM73 71V70H71ZM70 71V72H71ZM91 71V70H90ZM174 71V70H173ZM223 71V70H222ZM224 71V72H226ZM239 71V70H238ZM77 72V71H76ZM91 72V73H93ZM123 72V71H122ZM121 72V73H122ZM132 72V71H131ZM138 72V71H137ZM142 72V71H141ZM148 72V71H147ZM152 72V71H151ZM187 72V71H186ZM223 72V73H224ZM231 72V71H230ZM241 72V71H240ZM239 72V73H240ZM256 72V71H254ZM74 73V72H72ZM101 74V72H99ZM110 73V72H109ZM130 73V72H128ZM143 73V72H142ZM141 73V74H142ZM155 73V71H154ZM176 73V72H175ZM181 73H184V72H181ZM247 73V72H246ZM132 74V73H131ZM139 74V73H138ZM146 74V73H145ZM164 74L162 76H164ZM173 74V73H172ZM225 74V73H224ZM129 75V74H128ZM136 75V74H135ZM239 75V74H237ZM250 75V74H249ZM14 76H22V78H20L19 80H14ZM105 76V75H104ZM117 76V75H116ZM123 76V74L121 75ZM139 76V75H138ZM147 77L150 76L149 75H146ZM146 76H142L143 78L146 77ZM155 76V75H154ZM189 76V77H188ZM109 77V76H108ZM107 77V78H108ZM112 77V76H111ZM156 77V76H155ZM239 77H242V76H239ZM78 78H81V79H78ZM85 78V79H84ZM110 78V77H109ZM129 78V77H128ZM127 78V79H128ZM136 78V77H135ZM172 78V79H173ZM224 78H227L228 77H224ZM223 78V79H224ZM236 78V77H235ZM238 78V76H237ZM117 79V77L115 78ZM131 79V78H130ZM139 79V78H138ZM146 79V78H144ZM142 79V80H144ZM164 79V78H163ZM166 79V78H165ZM226 79V80H227ZM14 80V81H13ZM112 80V79H111ZM121 81V79H119ZM123 80V83H124V79ZM126 80V79H125ZM157 80V79H156ZM162 80V78L160 79ZM221 80V79H220ZM231 80V79H230ZM237 80V79H236ZM241 82L240 84H244L245 85V88L248 84L247 80L242 77L241 79ZM261 80V78H260ZM8 81H11L13 84H8ZM16 81V82H15ZM116 81V80H115ZM120 81H116L117 85L120 84L121 82ZM134 81V80H133ZM131 80V84L133 82ZM164 81V80H163ZM222 81V80H221ZM239 81V80H238ZM252 81V80H251ZM136 82V81H135ZM229 82V80H228ZM232 82V81H230ZM130 83V82H128ZM138 83V82H137ZM135 83V84H137ZM147 83V82H146ZM227 83V82H226ZM125 84V83H124ZM130 84V86H132ZM143 84V83H142ZM157 84V83H156ZM155 84V85H156ZM225 84V83H224ZM231 84V83H229ZM229 84L228 87H229ZM235 84V83H234ZM239 84V82H238ZM254 84V83H253ZM107 85V84H105ZM114 85V84H113ZM126 85V84H125ZM153 85V84H152ZM226 85V84H225ZM97 89H94L95 87ZM116 86V84H115ZM121 86V85H120ZM119 86V88H120ZM223 86V85H222ZM222 86H218L216 87L217 89L219 88H222ZM239 85H236V87H238ZM241 86V85H240ZM123 87V86H122ZM135 87V86H134ZM151 87V86H149ZM156 87H158L156 85ZM242 87V86H241ZM244 87V86H243ZM262 87V86H261ZM114 88V87H112ZM127 88V86H126ZM133 88V87H132ZM140 88V86H138V89ZM264 88V87H263ZM262 88V89H263ZM92 89H94L92 91ZM118 89V88H117ZM125 89V88H124ZM135 89V88H134ZM145 89V88H144ZM158 89V88H157ZM214 89V88H213ZM227 88H225V90L223 91H217L216 96L220 99V100H223V101H227L228 99H231V101H233L232 99L234 97H237V89L235 87H231V88H228V92L226 91ZM241 89V88H240ZM243 89V88H242ZM253 89H256V88H253ZM262 89H259L260 91ZM9 90L11 91L10 93H13L15 94L14 95H11L9 94ZM102 90V89H101ZM116 90V89H115ZM120 90V89H119ZM122 90V89H121ZM148 90V89H147ZM231 90V91H230ZM244 90V89H243ZM248 90H251V89H248ZM97 92V94L95 95L93 92ZM104 91V90H103ZM103 91H99V92H103ZM108 91V90H107ZM130 91V90H129ZM132 91V90H131ZM116 92V91H114ZM121 92V91H120ZM125 92V91H124ZM138 91H136L137 93ZM214 92V91H213ZM254 92V90H253ZM128 93V92H126ZM140 93V92H139ZM263 93V92H261ZM109 94V92H108ZM108 94H106L105 96H107ZM143 94L144 91H143ZM254 95L252 94L251 91H245L242 93V95ZM95 95V96H94ZM104 95V94H102ZM129 95V93H128ZM136 95V94H135ZM141 95V94H139ZM138 95V96H139ZM241 95V94H240ZM90 96V97H89ZM91 96H94V98H91ZM109 96V95H108ZM125 96V95H124ZM146 96V94H145ZM158 96V95H157ZM156 96V97H157ZM215 96V95H214ZM259 96V95H258ZM142 97V96H140ZM144 97V96H143ZM242 97V96H241ZM245 97V96H244ZM243 97V98H244ZM247 97V96H246ZM251 97V96H250ZM260 97V96H259ZM88 98H91L92 102H94L92 105H88V109H86V107L84 105H82V101L83 100H86ZM125 98V97H124ZM164 98V97H163ZM104 99V100H102ZM140 99V98H139ZM159 99V98H158ZM56 100H61V101H64V104L68 105L69 102H74L76 104H74L75 106H69V107H63L60 105V103L58 104L56 102ZM90 99H88V101L86 100V102H89ZM122 100V99H121ZM176 100V99H175ZM213 100V99H212ZM235 100V99H234ZM123 101V100H122ZM161 101V100H160ZM167 101V100H165ZM172 101V100H171ZM197 101V100H196ZM210 101V100H209ZM65 102H68V103H65ZM144 102V101H143ZM180 102V101H178ZM239 102H242V99L241 101ZM249 104V101H247ZM260 102V101H259ZM258 102V103H259ZM45 103H48L46 104L47 107L45 108L44 104ZM84 103V102H83ZM163 103H164V100H163ZM172 102H169L168 104H170ZM174 103V102H173ZM71 104V103H70ZM79 104V105H78ZM140 104V103H139ZM156 104V103H155ZM165 104V103H164ZM167 104V105H168ZM179 104V103H178ZM197 104V103H195ZM245 104V103H244ZM252 104V102H251ZM80 107H78V106ZM172 105V104H171ZM177 105V103H176ZM219 105V104H218ZM199 106V104H198ZM245 106V105H244ZM252 106V105H251ZM60 107V108H59ZM150 107V106H149ZM181 107V106H180ZM191 107V106H190ZM238 107V106H237ZM254 107V106H253ZM263 107V106H262ZM59 108V109H58ZM144 108V107H142ZM155 108V107H154ZM200 108V107H199ZM213 108V107H212ZM227 108V107H226ZM239 108V107H238ZM264 108V107H263ZM262 108V109H263ZM66 109H69V110H72L71 113H66ZM141 109V108H140ZM59 110V111H58ZM66 110V111H65ZM127 110H130L127 111ZM142 110V109H141ZM144 110V109H143ZM202 110V109H201ZM261 110V109H259ZM240 111V110H239ZM249 111H252L250 113H253L254 111L253 110H249ZM231 112V111H230ZM237 112V111H236ZM50 113V114H49ZM174 113V112H173ZM232 113V112H231ZM258 113V112H257ZM261 113V112H260ZM110 114H121L120 116H122L123 114L129 116V117H134L136 120H138L134 125H127L125 123H121V122H113L112 118L114 117H111ZM184 114V113H183ZM234 114V113H233ZM239 114V113H238ZM238 114L236 116H238ZM241 114V113H240ZM256 114V113H255ZM259 114V113H258ZM262 114V113H261ZM118 115V116H119ZM216 115V114H215ZM48 116V117H46ZM118 116H115L118 117ZM227 116V115H226ZM240 116V115H239ZM261 116V115H260ZM259 116V117H260ZM123 117V116H122ZM121 117V118H122ZM127 118V117H126ZM130 118V119H131ZM262 118V117H261ZM251 119V118H250ZM134 121V120H132ZM192 121V120H191ZM37 122L39 124H37ZM131 122V121H130ZM47 124V123H46ZM163 124V123H162ZM166 124V123H165ZM46 126V125H45ZM52 126V125H51ZM169 126V125H167ZM51 129V128H50ZM145 129L147 130H151V132H154L155 134L157 133L158 135H160L161 137H163L164 140H158V139H155V138H152V136L148 135L145 133ZM146 130V131H147ZM174 130V129H173ZM67 131V132H65ZM176 131V130H175ZM54 132V131H53ZM52 132V134H53ZM58 132V131H57ZM151 132H148V133H151ZM9 133V134H8ZM56 133V132H55ZM66 133H79L78 135H69V136H65ZM7 134V135H5ZM35 134V133H34ZM41 134V133H40ZM46 134V133H45ZM12 135V136H10ZM46 136V135H45ZM97 136V137H96ZM36 137V138H37ZM80 138V139H78ZM97 139V140H96ZM61 140V141H60ZM69 140V141H68ZM3 141V140H1ZM211 142V140H209ZM113 142V143H112ZM195 142L197 143V140H195ZM194 142V143H195ZM202 143V142H200ZM209 143V142H208ZM215 143V142H214ZM98 144V143H97ZM199 144V142H198ZM203 144V143H202ZM194 145V144H193ZM205 145V144H204ZM214 145V144H212ZM2 146V145H1ZM8 146V145H7ZM192 146V144L190 145ZM188 146V147H190ZM198 146V145H197ZM222 146V144H221ZM224 146V145H223ZM230 146V145H229ZM31 147V148H30ZM101 147V146H100ZM187 147V148H188ZM193 147V146H192ZM214 147V146H212ZM32 148H35L37 149L39 152H35ZM125 148V147H124ZM128 148V147H127ZM133 148V149H134ZM222 148V147H221ZM219 148V150L221 149ZM240 149L243 148V147H239ZM247 151H250L252 149H255L254 147H244ZM3 149V150H2ZM216 149V147H215ZM228 149V148H227ZM230 149V148H229ZM235 149V148H233ZM238 149V148H237ZM63 150V151H62ZM124 150V149H123ZM204 150V151H203ZM209 150V148H208ZM226 150V148H225ZM8 151L7 155L8 154H12V155H15L16 157L19 158V160L21 161H25L24 163L23 162H19L18 164L13 162V164L11 163H8V159L6 158V156L4 154H6V152ZM231 151V150H229ZM244 151V150H243ZM260 151L261 152H264V148H260ZM128 152V151H127ZM133 152V151H132ZM212 152V151H211ZM223 152V151H222ZM227 152V150H226ZM225 152V153H226ZM4 153V154H3ZM36 153H40L42 154L44 160L48 161V160H52V161H48L49 164L46 165L47 167H49V169L51 170L50 171H47L44 169V166L42 167V164L41 162L38 161L37 158H34V157H37L36 156ZM223 153V154H225ZM260 153V152H259ZM208 154H210L208 152ZM212 154V153H211ZM214 154V152H213ZM227 154V153H226ZM225 154V155H226ZM235 154V153H234ZM238 154V153H237ZM263 154V153H261ZM39 155V154H38ZM59 155H62L59 154ZM58 155V156H59ZM98 155V154H97ZM137 155V154H136ZM197 155V156H196ZM215 155V154H214ZM213 155V157H215ZM217 155H220L219 153ZM230 155V154H229ZM210 156V155H209ZM234 157H236L235 155H233ZM253 156V155H252ZM60 157V156H59ZM217 157V156H216ZM227 157V156H225ZM249 157V156H248ZM255 157V156H254ZM22 158V159H20ZM231 158V157H230ZM29 159V160H27ZM31 159V160H30ZM106 159V158H105ZM105 159H102L101 161L103 162ZM208 159V158H207ZM210 159H214L210 156ZM237 159V158H236ZM10 160V159H9ZM218 160V159H217ZM226 160V159H225ZM262 160V159H261ZM260 160V161H261ZM11 161V160H10ZM125 161V162H124ZM214 161V160H213ZM220 161V160H219ZM100 162V161H99ZM114 162V163H113ZM206 162V163H205ZM232 162V161H231ZM247 162V161H246ZM31 163H34L31 165ZM101 163V162H100ZM143 163V164H141ZM204 163V164H203ZM221 163V162H220ZM225 163V162H224ZM257 162L253 163V166L256 164ZM261 163V162H260ZM264 163V162H262ZM106 164V165H108ZM116 165V166H117ZM249 165V164H248ZM259 165V164H258ZM45 166V168H47ZM245 166V165H244ZM58 167V166H57ZM60 167V166H59ZM89 167V166H87ZM87 167H85L84 169H86ZM233 169H232V168ZM40 168H43L45 171L43 172H39L40 171ZM18 169V168H17ZM16 169V170H17ZM20 169V168H19ZM99 169V168H98ZM108 170V168H106ZM34 170H38V171H34ZM60 170V169H59ZM82 170V169H80ZM83 171V170H82ZM138 171V170H137ZM3 172V171H2ZM36 172V173H35ZM91 171H89L88 173H90ZM160 172V171H159ZM158 172V173H159ZM27 173V172H26ZM25 173V174H26ZM15 174V173H14ZM173 174V173H171ZM209 174H215V176H211ZM17 175V174H16ZM24 175V174H23ZM49 176V178L47 177ZM60 176V175H59ZM130 176V175H129ZM56 177V176H54ZM71 178V176H69ZM244 177V178H242ZM47 178L49 179L48 181L50 182L48 187L47 188H50V187H58L60 188L61 187V190L58 191V189L56 190L57 194H59V196H51L50 199H46L45 201L43 200H40L41 198L38 197L40 194H43V193H40L39 191H42V190H48L46 187V182L47 181ZM72 178H73V175H72ZM229 178V179H228ZM57 179V178H55ZM64 179V178H63ZM1 180V179H0ZM220 180V181H221ZM250 180V179H249ZM2 181V180H1ZM26 181V182H24ZM58 181V180H57ZM71 181V180H70ZM235 181V180H234ZM237 181V180H236ZM252 181V180H251ZM250 181V182H251ZM91 182V181H90ZM241 182V181H239ZM243 182V181H242ZM247 182V181H245ZM253 182V181H252ZM55 183V184H54ZM89 183V182H88ZM87 183V184H88ZM26 186V185H25ZM31 188L33 187L34 189V186L33 185H30ZM16 187V186H15ZM64 187V188H63ZM80 187V186H79ZM149 187V185H148ZM2 188V187H1ZM44 188V189H43ZM63 188V190H62ZM11 189V188H10ZM37 189V190H36ZM66 189V190H64ZM74 189H77V188H74ZM73 189V190H74ZM106 189V188H105ZM9 190V189H8ZM53 190V189H51ZM161 190V189H160ZM45 191V192H46ZM133 191V190H132ZM189 192V191H188ZM136 193V192H135ZM1 194V193H0ZM70 194V193H69ZM137 194V193H136ZM64 195V196H63ZM93 195V194H91ZM148 195V194H147ZM195 195V194H194ZM105 196V195H104ZM132 196V195H131ZM165 196V195H164ZM256 196V195H255ZM29 197V196H28ZM42 197V196H41ZM171 197V196H170ZM85 198H87L88 200H85ZM173 198V197H172ZM188 198V197H187ZM125 199V198H124ZM61 200V201H60ZM162 200V199H161ZM166 200V199H165ZM190 200V199H189ZM101 201V202H102ZM136 201V200H135ZM148 201V204L146 206V210H148V212L150 211H155V212H158V213H161L162 212V208H165V207H162V203L159 202V200H154L153 202H151L150 200H147ZM169 201V200H168ZM125 202V201H124ZM172 202V201H171ZM192 202V201H191ZM216 202V201H215ZM107 203V202H106ZM129 203V201H128ZM189 201H185L183 202V206H185L186 208H188L187 211H191V208H197V213L201 218H203V215L205 216L204 213H207L209 214L208 212H204L205 209H207L208 211H211L213 208H215L216 206H218L219 204L217 203H210V202H207L206 206L207 207H204V206H194L193 203H191L189 206ZM57 204V205H56ZM73 204V205H72ZM169 204V202H168ZM104 205V204H103ZM141 205H144L141 203ZM102 205H100L99 207H101ZM129 206V205H128ZM133 209H132V213L135 215L136 219H135V222H137L138 220V203H131L130 205ZM168 206V205H166ZM194 206V207H193ZM215 206V207H214ZM33 207V208H32ZM131 207H129L131 209ZM181 207V206H180ZM191 207V208H190ZM65 208V207H64ZM67 208V207H66ZM107 208V207H105ZM26 209V208H25ZM101 209V208H99ZM184 209V208H183ZM20 210V209H19ZM62 210V209H61ZM106 210V209H105ZM109 210V209H107ZM128 210V209H127ZM145 210V211H146ZM168 210V209H167ZM63 211V210H62ZM65 211V210H64ZM130 211V210H129ZM164 211V210H163ZM181 210L179 209V215L181 217H183L184 221L185 219H187V216L189 217V223H183V221L181 220H177V219H174L173 220V224H175L174 226L178 227V229L181 227V225L183 224L184 226H182L183 228H180L182 230H185L186 232H188L189 234H191L193 236V238L191 239L190 237H188L187 235H184L182 238H188L190 241L188 242H183L181 240L179 241H171L170 244L175 247V248H179V247H182L183 244L185 243H190L194 246H198V245H202L204 244V241L206 242L207 240V236H202L201 237V243L199 244L197 242L198 238H196V235L199 233V231H202V230H207V229H210L213 233H218V232H221L223 231L222 230V227H225V226H222L221 224V221L218 220L217 222H213L212 225L209 223H197L195 221H192L191 219L194 217V215L196 214H193V212H187L185 211L184 213L180 212ZM34 212V214L32 215V213ZM42 213V212H45V215H35L36 213ZM67 212V211H66ZM66 212H65V215H66ZM108 212V211H107ZM131 212V211H130ZM136 212V213H134ZM187 212V213H186ZM204 212V213H202ZM215 212V211H214ZM64 213V212H63ZM122 213V212H121ZM213 213V212H212ZM60 214V213H59ZM58 214V215H59ZM81 215V213H78ZM162 214V213H161ZM83 215V213H82ZM168 215V214H167ZM166 215V216H167ZM173 215V214H171ZM178 215V216H179ZM50 216H53L52 214ZM56 216V215H55ZM60 216V215H59ZM104 216V215H103ZM157 216V215H156ZM67 217V216H66ZM74 217V219L72 218ZM86 217V216H85ZM88 217V216H87ZM109 217V216H108ZM175 217V216H174ZM13 218V217H12ZM34 218V219H32ZM134 218V217H133ZM206 218V217H205ZM11 219V218H10ZM32 219V220H31ZM50 219V220H49ZM80 219V218H79ZM100 219V218H99ZM156 219V218H155ZM172 219V218H171ZM204 219V218H203ZM94 220V219H93ZM103 220V219H102ZM112 220V219H111ZM17 221V220H16ZM83 221V220H81ZM87 220H84L83 222H85ZM105 221V220H103ZM215 221V220H213ZM12 222V221H11ZM10 222V223H11ZM78 222V221H77ZM92 222V221H90ZM95 222V221H93ZM102 222V221H101ZM106 222V221H105ZM103 222V223H105ZM75 224V222H74ZM79 224V222H78ZM91 224V223H90ZM93 224V223H92ZM95 224V223H94ZM93 224V225H94ZM98 224H100L98 222ZM106 224V223H105ZM108 224V223H107ZM118 224V223H117ZM189 225V226H187ZM1 226V225H0ZM64 226H67L69 227V232L72 234L71 236L68 235L69 232H64V230L66 228H62V229H58L57 227H64ZM83 226V225H82ZM89 226V225H88ZM172 226V225H171ZM27 227V226H26ZM87 225L83 228H86ZM91 227V226H89ZM96 227H97V224H96ZM113 227V223L110 222L109 224V229H112ZM120 227V226H119ZM185 227V228H184ZM95 228V226H94ZM137 228V227H136ZM228 228V227H227ZM20 229V228H19ZM75 229V230H74ZM92 229V228H91ZM103 229V227H102ZM105 229V228H104ZM132 229V228H131ZM135 228H133L132 230H134ZM83 230V229H82ZM85 230H88V229H85ZM170 230V229H169ZM18 231V230H17ZM23 231V230H22ZM89 231V230H88ZM87 231V232H88ZM118 231H121V227ZM129 231V230H128ZM131 231V230H130ZM129 231V232H130ZM225 231V230H224ZM24 232V231H23ZM22 232V233H23ZM26 232V231H25ZM24 232V233H25ZM83 232V231H82ZM85 232L86 234H90V233H87ZM98 232V231H96ZM106 232V231H105ZM80 233V232H79ZM78 233V234H79ZM102 233V232H101ZM104 233V232H103ZM131 233V232H130ZM73 234H75L76 237L73 236ZM84 234V233H82ZM107 234V233H106ZM110 234V233H109ZM121 235V233H119ZM124 235V234H122ZM25 236V235H24ZM22 236V237H24ZM79 236V235H78ZM94 236V235H93ZM105 236V235H104ZM116 236V235H115ZM127 236V235H126ZM107 237V236H106ZM122 237V236H121ZM165 237V236H164ZM166 237H167V234H166ZM119 238V237H118ZM123 238V237H122ZM171 238V237H170ZM87 239V238H86ZM126 239V238H125ZM81 240V239H80ZM88 240V239H87ZM221 243H225L227 242L228 243V240L229 238L225 239L222 238L221 239ZM224 240V241H223ZM27 241V239L25 240ZM53 241V240H52ZM83 241V240H82ZM127 241V240H126ZM165 241H170L169 238L165 239ZM164 241V242H165ZM8 242V241H7ZM60 243V245H56L57 243ZM34 243V242H33ZM79 244V243H78ZM81 244V243H80ZM101 244V247L99 246L98 247V250L96 249V247L98 245ZM73 245V244H72ZM75 246V245H74ZM80 246V245H79ZM119 247V244L117 245ZM123 246H126V245H123ZM138 246V244H137ZM116 247V246H115ZM48 249H51V247H49ZM106 249H108L106 251ZM33 252H31L32 254L35 253V257H36V254L38 255V251L34 250V248H32ZM124 250V249H123ZM31 251V250H30ZM63 251V252H62ZM66 251H68V256H67V259L65 260L64 258H61V260H65V261H60V257H63L64 253H67ZM127 251V250H126ZM137 251V250H136ZM63 253V254H62ZM31 254V255H32ZM56 254V253H55ZM110 254V256H109ZM59 256V257H58ZM38 258V257H37ZM37 258H34L32 257L33 261L31 264H35ZM10 260V259H9ZM58 260V261H57ZM56 261V262H55ZM41 263V262H40ZM118 263V262H116ZM42 264V263H41ZM120 264V263H119Z\"/></svg>", "mask_w": 264, "mask_h": 264}, {"label": "water", "instance_id": "obj_3", "mask_svg": "<svg viewBox=\"0 0 264 264\" xmlns=\"http://www.w3.org/2000/svg\"><path fill=\"white\" fill-rule=\"evenodd\" d=\"M98 164V163H97ZM209 175H211V176H215V174H209ZM242 178H244V177H242ZM229 179V178H228ZM249 179L250 180H253V178L252 177H249ZM249 179H247V177H245L244 179H237V178H235V177H233V179L232 180H249Z\"/></svg>", "mask_w": 264, "mask_h": 264}]
</instances>
